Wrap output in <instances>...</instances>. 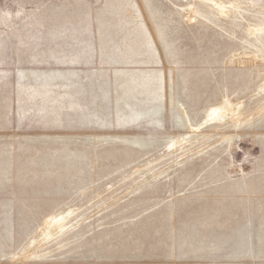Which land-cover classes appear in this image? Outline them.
<instances>
[{
  "label": "rangeland",
  "instance_id": "rangeland-1",
  "mask_svg": "<svg viewBox=\"0 0 264 264\" xmlns=\"http://www.w3.org/2000/svg\"><path fill=\"white\" fill-rule=\"evenodd\" d=\"M0 264H264V0H0Z\"/></svg>",
  "mask_w": 264,
  "mask_h": 264
},
{
  "label": "bare ground",
  "instance_id": "bare-ground-1",
  "mask_svg": "<svg viewBox=\"0 0 264 264\" xmlns=\"http://www.w3.org/2000/svg\"><path fill=\"white\" fill-rule=\"evenodd\" d=\"M217 4V3H216ZM218 5V4H217ZM231 108V107H230ZM230 109H229V106H227V105H225V106H223V108L221 107V109H214V110H212V112H211V114L209 113V117L208 118H210V119H221L223 116H225V112H227V111H229ZM230 112V111H229ZM234 112H235V110H234ZM232 116V115H231ZM233 116H234V114H233ZM211 121V120H210ZM59 218V217H58ZM53 220H55V218L53 219ZM51 221V220H50ZM52 222V221H51ZM53 223V222H52ZM48 225H50V224H48Z\"/></svg>",
  "mask_w": 264,
  "mask_h": 264
}]
</instances>
